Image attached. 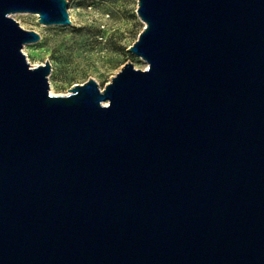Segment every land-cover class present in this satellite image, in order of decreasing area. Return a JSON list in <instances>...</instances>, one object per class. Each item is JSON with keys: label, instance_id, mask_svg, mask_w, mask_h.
I'll use <instances>...</instances> for the list:
<instances>
[{"label": "water", "instance_id": "95a60500", "mask_svg": "<svg viewBox=\"0 0 264 264\" xmlns=\"http://www.w3.org/2000/svg\"><path fill=\"white\" fill-rule=\"evenodd\" d=\"M68 0H0V264H264V0H138L129 61L50 92Z\"/></svg>", "mask_w": 264, "mask_h": 264}, {"label": "rangeland", "instance_id": "374dc122", "mask_svg": "<svg viewBox=\"0 0 264 264\" xmlns=\"http://www.w3.org/2000/svg\"><path fill=\"white\" fill-rule=\"evenodd\" d=\"M68 2L71 24L45 25L35 13L12 14L23 28L41 34L23 50L32 66L51 62L52 94H68V89L89 78L104 88L129 61L137 68L147 67L141 56L128 51L145 26L137 13L138 0Z\"/></svg>", "mask_w": 264, "mask_h": 264}]
</instances>
